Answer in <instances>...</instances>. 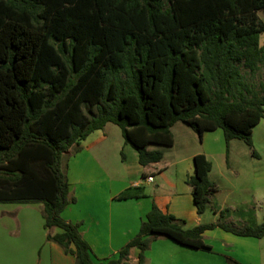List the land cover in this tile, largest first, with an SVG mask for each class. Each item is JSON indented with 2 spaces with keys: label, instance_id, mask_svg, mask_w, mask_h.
Returning a JSON list of instances; mask_svg holds the SVG:
<instances>
[{
  "label": "trees",
  "instance_id": "16d2710c",
  "mask_svg": "<svg viewBox=\"0 0 264 264\" xmlns=\"http://www.w3.org/2000/svg\"><path fill=\"white\" fill-rule=\"evenodd\" d=\"M261 10L264 0H0V204L42 203L46 240L73 255L74 264H102L93 261L79 224L61 218L75 201L68 154L90 134L117 126L143 167L163 158L149 146H173L176 123L199 141L220 129L227 147L242 141L255 156L252 130L264 118ZM260 69L255 87L243 70ZM193 166L186 183L203 215L217 186L204 155ZM225 216L186 229L152 204L136 237L105 264H130L133 249L136 264H145L159 238L210 251L203 234L217 228L264 237V220L237 227Z\"/></svg>",
  "mask_w": 264,
  "mask_h": 264
},
{
  "label": "crops",
  "instance_id": "0c3cea01",
  "mask_svg": "<svg viewBox=\"0 0 264 264\" xmlns=\"http://www.w3.org/2000/svg\"><path fill=\"white\" fill-rule=\"evenodd\" d=\"M109 125L80 142L78 152L68 154L66 173L70 197L75 201L61 213L64 221L79 224L95 263L105 264L118 257L121 249L138 234L152 204L185 221L186 229L215 223L222 211H226L225 221L234 225V221L253 225L247 222L251 211L255 219L264 215V118L252 130L255 156L242 141L233 140L227 147L220 129L205 132L199 141L188 126L176 123L171 128L172 147H148L163 151L159 163L141 166L137 152L119 140L121 158L114 170L102 160L107 151ZM199 154L211 163L209 180L217 186L203 215L197 214L192 190L186 183L194 171L193 158ZM148 177L153 181L148 182ZM124 193L136 198L119 200ZM5 204L17 205L13 213L18 212L23 218L22 226L25 233H30L32 249L44 252L48 263L42 264L75 263L73 255L46 240L42 203ZM35 204L38 206L34 207ZM57 232L58 229H53L50 233ZM203 241L210 251L186 248L159 238L145 252V264H264V237L242 238L217 228L205 232ZM137 256L138 250L130 251L131 260Z\"/></svg>",
  "mask_w": 264,
  "mask_h": 264
},
{
  "label": "rangeland",
  "instance_id": "374dc122",
  "mask_svg": "<svg viewBox=\"0 0 264 264\" xmlns=\"http://www.w3.org/2000/svg\"><path fill=\"white\" fill-rule=\"evenodd\" d=\"M258 17L264 24V10L258 12ZM259 45H264V33L259 37ZM243 74L246 80L253 84L255 87H258L259 83L263 81L262 69L257 71L254 75H250L247 71L243 70ZM179 124L185 126V124L183 123ZM107 133V151L105 153L106 155L102 157V160L105 161L108 166L110 168L112 167L114 170L117 168L121 158L117 143L119 140L123 142V138L120 129L112 124L108 126ZM177 138L179 140L178 136ZM37 206L38 205L35 204L34 207ZM16 207L17 205L0 204V264L48 263L47 259L44 257V252L40 253L39 250L32 249L30 244V233H25V226H22L23 218L17 214L18 212L13 213ZM254 216L255 215L251 211L248 215V224L259 225L264 220L263 214L259 215L257 219H255ZM233 223H235L237 227L243 226L238 221H234ZM130 264H136L134 257L130 261Z\"/></svg>",
  "mask_w": 264,
  "mask_h": 264
},
{
  "label": "built area",
  "instance_id": "2783aa9c",
  "mask_svg": "<svg viewBox=\"0 0 264 264\" xmlns=\"http://www.w3.org/2000/svg\"><path fill=\"white\" fill-rule=\"evenodd\" d=\"M147 181H148V182H152V181H153V178H152V177H148V178H147Z\"/></svg>",
  "mask_w": 264,
  "mask_h": 264
}]
</instances>
